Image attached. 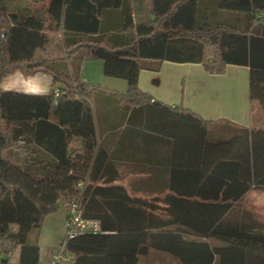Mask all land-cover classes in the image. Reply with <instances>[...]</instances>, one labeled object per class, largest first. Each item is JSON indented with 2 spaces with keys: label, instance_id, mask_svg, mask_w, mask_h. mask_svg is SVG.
<instances>
[{
  "label": "trees",
  "instance_id": "1",
  "mask_svg": "<svg viewBox=\"0 0 264 264\" xmlns=\"http://www.w3.org/2000/svg\"><path fill=\"white\" fill-rule=\"evenodd\" d=\"M47 1L50 19L44 5L25 15L31 2L0 0V83L15 71L52 78L42 94L0 85V260L40 264L36 237L44 217L59 201L67 209L73 199L101 228L63 237L75 264H139L151 248L182 264H264V221L242 207L248 190L264 188V125L222 122L226 132L215 136L211 129L217 123L187 110L186 119L169 122L186 127L182 139L188 148L202 150L200 169L188 170L182 185L173 174L168 188H127L115 183L90 103L94 93L111 91L127 109L152 105V96L137 85L138 73L146 60L166 59L200 62L216 73L227 63L247 65L250 99L264 110V0H149L152 17L141 21L134 19L129 0ZM110 8L123 9L118 30L128 31L125 35L114 38L100 29L103 10ZM220 11L251 13L249 27L230 25ZM70 57L80 63L99 58L103 73L124 78L127 90L69 73L61 63ZM75 137L77 147L71 145ZM27 144L42 155L20 156ZM60 164L69 173L45 186ZM25 180L43 186L44 203L28 194ZM17 247L19 259L10 262L6 255Z\"/></svg>",
  "mask_w": 264,
  "mask_h": 264
},
{
  "label": "crops",
  "instance_id": "2",
  "mask_svg": "<svg viewBox=\"0 0 264 264\" xmlns=\"http://www.w3.org/2000/svg\"><path fill=\"white\" fill-rule=\"evenodd\" d=\"M29 2L31 1L12 0L11 5H25ZM31 3L32 5L26 7L25 15L30 14L35 7L44 5L45 14L49 19L51 18L47 11V0ZM123 7L127 8V5ZM148 7L149 0H129L128 8L132 11L134 19L135 9L141 12V17H143L141 20L148 16L152 17L147 12ZM122 10V8L103 10L100 29L109 35L113 34L114 38L122 32L118 30L122 22ZM220 12L230 25L240 28L249 27L251 13ZM260 14L261 12H255L254 16ZM126 33L128 31L122 32L124 35ZM86 60L80 63L78 58L70 57L61 64L69 73L78 75L84 81L93 82L80 75V69L82 65L83 68L85 67ZM145 64L146 66L138 73L137 85L140 90L152 96V105L127 109L125 101H120L119 97L111 91H98L90 100L94 109L99 141L106 149L118 176L115 183H120L127 188L163 189L170 186L173 174L177 175V183L182 185L184 183L182 177H185L186 172H190L188 170L196 173L200 169L202 150L188 148L182 139V136L186 134V127L181 129L184 126L180 123L169 122L186 119L184 114L187 110L202 119L217 124L228 122L247 128L264 125V110L257 100L250 99L249 67L247 65L227 63L223 72L216 73L206 70L200 62L148 59ZM102 81L107 84L105 87L114 91L125 92L127 90L125 79ZM0 84L4 89L42 94L50 90L52 78L49 74L39 71L29 75L16 71L6 75ZM54 86L56 92L60 84L56 83ZM221 129V127H214L211 131L216 136L220 132H226L225 128ZM79 143L80 139L75 137L71 145L77 147ZM20 145L22 146L21 143ZM19 154L20 156L42 155L33 144L21 147ZM68 173V166L60 164L55 177L46 181L45 186H51L56 181L63 180ZM24 182L28 194L39 205L44 203L43 198L46 192L43 186L40 187L35 181L25 180ZM194 182L195 186H201V179ZM253 189L264 188L248 190L242 199L243 203L245 196ZM58 205L56 210L44 217L36 237L40 264H48L52 249L65 236L66 209L61 207L60 201ZM245 209L251 211V209ZM211 239L216 243H212ZM208 240L213 245L221 244V241L214 238ZM42 253L45 254L43 262H41ZM19 255L20 249L17 247L6 257L10 262H17ZM178 262L182 264L179 260ZM0 264L4 263L0 260Z\"/></svg>",
  "mask_w": 264,
  "mask_h": 264
},
{
  "label": "rangeland",
  "instance_id": "3",
  "mask_svg": "<svg viewBox=\"0 0 264 264\" xmlns=\"http://www.w3.org/2000/svg\"><path fill=\"white\" fill-rule=\"evenodd\" d=\"M30 5H32V4H30ZM135 10H136L135 11V19L141 20L143 18V17H141V12H139L137 9H135ZM101 63H102V61L99 58L87 59L85 62V67L83 68V65H82V67L80 69L81 77L83 78L85 76L87 80H93V82H98L99 85H101V86H105L106 83H104L102 81L105 79H124L121 77H116V76L104 74L102 71ZM122 81H124V80H122ZM110 90H113V89H110ZM56 92H58V89ZM215 127H221L222 128V127H224V125L216 124ZM18 184L21 185V183H18ZM55 192H57V191H55ZM242 207L247 208V209H251V211L260 220L264 221V189H253V190H251L245 196L244 203L242 202ZM210 241H212V243H216L215 240L211 239ZM44 260H45V254L42 253L41 262H43ZM139 264H179V262L174 256H172L168 253L151 249L146 254L139 256Z\"/></svg>",
  "mask_w": 264,
  "mask_h": 264
},
{
  "label": "built area",
  "instance_id": "4",
  "mask_svg": "<svg viewBox=\"0 0 264 264\" xmlns=\"http://www.w3.org/2000/svg\"><path fill=\"white\" fill-rule=\"evenodd\" d=\"M100 222L98 219L89 218L82 215L77 208L75 200H69V207L66 209L65 235H74L84 232L100 231ZM48 264H75L74 253L65 248V241L61 240L50 254Z\"/></svg>",
  "mask_w": 264,
  "mask_h": 264
},
{
  "label": "water",
  "instance_id": "5",
  "mask_svg": "<svg viewBox=\"0 0 264 264\" xmlns=\"http://www.w3.org/2000/svg\"><path fill=\"white\" fill-rule=\"evenodd\" d=\"M155 103H157L158 101H154Z\"/></svg>",
  "mask_w": 264,
  "mask_h": 264
}]
</instances>
